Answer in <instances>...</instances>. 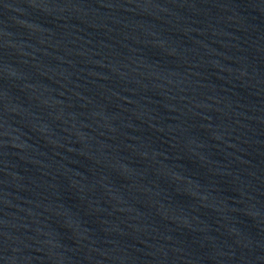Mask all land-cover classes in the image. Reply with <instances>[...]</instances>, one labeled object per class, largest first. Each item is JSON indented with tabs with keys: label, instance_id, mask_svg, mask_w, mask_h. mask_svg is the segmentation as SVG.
<instances>
[{
	"label": "water",
	"instance_id": "95a60500",
	"mask_svg": "<svg viewBox=\"0 0 264 264\" xmlns=\"http://www.w3.org/2000/svg\"><path fill=\"white\" fill-rule=\"evenodd\" d=\"M0 264H264V0H0Z\"/></svg>",
	"mask_w": 264,
	"mask_h": 264
}]
</instances>
